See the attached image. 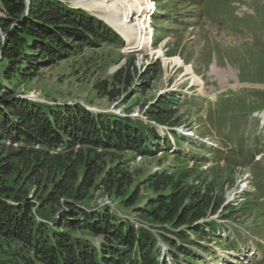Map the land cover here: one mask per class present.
<instances>
[{"label":"rangeland","instance_id":"rangeland-1","mask_svg":"<svg viewBox=\"0 0 264 264\" xmlns=\"http://www.w3.org/2000/svg\"><path fill=\"white\" fill-rule=\"evenodd\" d=\"M58 1L70 8L74 0ZM151 1L152 31L146 41H152L146 48L133 52L123 38L126 45L84 48L41 68L34 77L28 72L14 86L4 83L1 70L0 79L16 98L53 107L77 104L95 115L130 117L154 128L162 143L169 139L160 151L151 147L156 152L146 157L131 151L97 150L95 166L101 170L85 202L90 209L109 207L134 226L160 235L164 230L144 217L153 208L149 204L164 193L150 188L148 180L161 172L175 176L181 171L188 174L181 185L184 190H211L206 192L222 207L213 216L207 212L206 221H200L213 220L218 227L196 239L201 248L193 247L195 255L181 257L180 264H264V0ZM157 50L162 57L152 54ZM172 57L191 66L202 79L203 93L201 86L191 85L184 67L164 63ZM212 65L230 72L222 82L210 72ZM121 69L123 81L115 82L113 76ZM102 81L109 82L110 96L95 89ZM169 94L177 100L179 120L172 127L177 138L169 127L148 121L144 114L160 96ZM116 166L130 176L119 198L110 196L99 180L103 171ZM20 179L18 186L27 175ZM27 189L31 198L33 185ZM182 229L166 227L169 232L164 233L172 239L170 233ZM158 245L160 263L173 264L163 243Z\"/></svg>","mask_w":264,"mask_h":264},{"label":"trees","instance_id":"trees-1","mask_svg":"<svg viewBox=\"0 0 264 264\" xmlns=\"http://www.w3.org/2000/svg\"><path fill=\"white\" fill-rule=\"evenodd\" d=\"M0 5V70L9 86L84 48L123 43L101 21L58 0H29L28 7L25 0H0ZM121 76L122 69L113 80L120 83ZM4 83L0 79V264H165L158 260L159 243L173 264H180L181 257L195 255L193 247L201 248L196 239L217 229L216 221H200L207 212L216 214L222 202L206 192L211 190H184L181 185L188 174L181 171L175 176L161 172L148 180L150 188L164 195L149 204L154 209L144 218L164 232H169L166 227H184L171 232L172 239L134 226L109 207L90 209L85 202L101 170L95 166L97 150L146 157L160 151L162 144L169 145V139L162 143L154 128L130 117L95 115L77 104L53 107L16 98ZM95 89L112 94L107 81L98 82ZM176 102L173 94L160 96L144 113L148 121L169 127L173 138L177 135L172 127L179 120ZM57 148L59 152L49 153ZM25 174L27 180L18 186ZM101 176L109 195L122 197L128 172L116 166Z\"/></svg>","mask_w":264,"mask_h":264},{"label":"bare ground","instance_id":"bare-ground-1","mask_svg":"<svg viewBox=\"0 0 264 264\" xmlns=\"http://www.w3.org/2000/svg\"><path fill=\"white\" fill-rule=\"evenodd\" d=\"M71 5H77L79 6L77 8L81 7L97 16V18L104 20L109 28L114 29L118 34L120 33L119 35L126 40L127 45H130V49H144L152 41H146L150 38L148 36L146 12H150L154 8V3L151 0H74ZM133 12L137 14L136 17H133ZM138 17L143 18L142 21L132 23ZM152 54L162 57L161 50L152 52ZM169 62L184 67V75L190 76L191 85L201 86L199 92L202 91L201 93H203L202 79L194 74L190 65L183 63L179 57L165 58L164 63ZM210 72L215 74L220 82H222L225 75L230 73L221 72L214 65L211 66ZM261 119L264 123V112L261 114Z\"/></svg>","mask_w":264,"mask_h":264},{"label":"built area","instance_id":"built-area-1","mask_svg":"<svg viewBox=\"0 0 264 264\" xmlns=\"http://www.w3.org/2000/svg\"><path fill=\"white\" fill-rule=\"evenodd\" d=\"M149 13H147V16H146V19L148 20L149 19V16H148ZM137 16V14L135 15V17ZM137 19H139L140 21H142L143 18H140L138 17Z\"/></svg>","mask_w":264,"mask_h":264},{"label":"water","instance_id":"water-1","mask_svg":"<svg viewBox=\"0 0 264 264\" xmlns=\"http://www.w3.org/2000/svg\"><path fill=\"white\" fill-rule=\"evenodd\" d=\"M26 1V5H27V7H28V5H29V0H25Z\"/></svg>","mask_w":264,"mask_h":264}]
</instances>
